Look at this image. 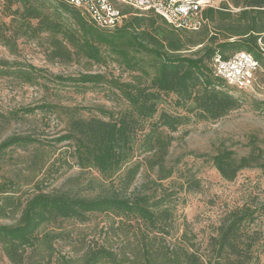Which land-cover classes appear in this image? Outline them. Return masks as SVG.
Segmentation results:
<instances>
[{"label": "trees", "instance_id": "16d2710c", "mask_svg": "<svg viewBox=\"0 0 264 264\" xmlns=\"http://www.w3.org/2000/svg\"><path fill=\"white\" fill-rule=\"evenodd\" d=\"M4 1L5 9L15 5L10 22L19 23V36L30 40L46 35L48 59L112 61L129 73L128 80L119 75L105 79L102 73L72 78L82 84H107L127 109L103 117H82L68 110L62 133L51 141L72 149L81 169L97 170L104 182L96 195L48 192L34 183L33 193L22 199L0 183V218L15 219L19 213L14 224H0V245L8 261L24 264L42 225L58 218L83 223L97 214L107 220L101 228L103 241L84 245L80 239L75 251L81 252L72 264H254L253 248L260 239L257 230L248 228L254 208L228 212L201 249L185 236H176L170 201L158 195V187L173 172L176 161L169 158V148L179 126L192 118L216 120L242 104L226 88L228 83L214 75L213 57L245 51L264 68V0H226L219 8H206L205 23L197 31L175 28L152 11L124 9L130 14L120 26L103 29L63 0ZM1 42L15 53L8 38ZM13 70L31 85L41 76L31 64ZM169 97L174 99L167 102ZM163 103L184 113L167 111ZM53 106L44 103L23 110L31 114ZM256 107L264 115V103ZM35 143L41 144L35 133L12 134L0 142V151ZM211 159L226 180H233L242 168H264V160L253 163L256 157H237L228 149Z\"/></svg>", "mask_w": 264, "mask_h": 264}, {"label": "rangeland", "instance_id": "374dc122", "mask_svg": "<svg viewBox=\"0 0 264 264\" xmlns=\"http://www.w3.org/2000/svg\"><path fill=\"white\" fill-rule=\"evenodd\" d=\"M5 5L0 0V142L12 134L35 133L41 144L0 151V183L22 199L33 193L34 183L48 192L94 196L104 182L97 170L81 169L72 149L64 146L65 143L53 145L51 141L62 133L68 110L82 117H103L104 113L116 116L127 109V103L115 96L116 92L107 84H82L72 78L81 73H102L105 79L119 75L121 80H128L129 73L112 61L99 64L85 58L70 62L48 59L46 35L30 40L19 36L22 31L19 23L10 22L15 5L10 10ZM2 37L14 43V54L2 44ZM25 64L35 66L41 75L35 84L11 73ZM226 88L241 99V106L216 120L192 118L177 128L169 148V158L176 162L171 176L160 183L158 195L170 201L176 236H185L189 244L201 249L216 234L228 212L244 206L254 208V219L248 224L249 229L260 233L253 248L254 264H264V168H242L233 180H226L211 159L218 151L228 149L237 157H256L253 163L264 160V115L256 107L257 102L264 103V68L260 67L250 88L239 89L232 84ZM171 99L174 98L169 97L167 102ZM44 103L53 104L52 110L41 108L31 114L24 113L23 109ZM171 104L163 103L162 108L184 113ZM44 162L47 163L40 170ZM141 181L142 175L136 183ZM18 216L19 213L15 219L0 218V224H14ZM106 221L102 215L91 214L83 223L58 218L42 225L38 241L27 253L24 264H72V258L76 260L81 252L75 251L80 239H84V245L103 241L101 228ZM0 264H11L1 245Z\"/></svg>", "mask_w": 264, "mask_h": 264}, {"label": "built area", "instance_id": "2783aa9c", "mask_svg": "<svg viewBox=\"0 0 264 264\" xmlns=\"http://www.w3.org/2000/svg\"><path fill=\"white\" fill-rule=\"evenodd\" d=\"M78 9L94 25L103 29L120 26L132 11H152L178 29L197 31L205 23L203 10L219 8L226 0H63ZM260 63L250 53L236 51L227 58L215 55V76L239 89H248L256 79Z\"/></svg>", "mask_w": 264, "mask_h": 264}]
</instances>
